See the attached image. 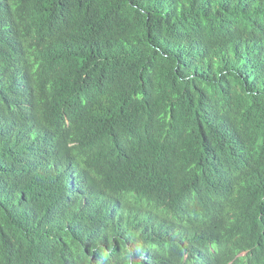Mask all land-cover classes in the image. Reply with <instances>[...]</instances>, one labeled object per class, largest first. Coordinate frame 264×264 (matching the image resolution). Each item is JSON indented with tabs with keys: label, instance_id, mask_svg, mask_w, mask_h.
<instances>
[{
	"label": "trees",
	"instance_id": "1",
	"mask_svg": "<svg viewBox=\"0 0 264 264\" xmlns=\"http://www.w3.org/2000/svg\"><path fill=\"white\" fill-rule=\"evenodd\" d=\"M0 264H264V0H0Z\"/></svg>",
	"mask_w": 264,
	"mask_h": 264
}]
</instances>
